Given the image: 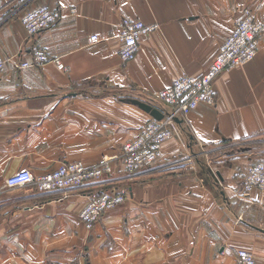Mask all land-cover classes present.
<instances>
[{"label": "crops", "instance_id": "crops-1", "mask_svg": "<svg viewBox=\"0 0 264 264\" xmlns=\"http://www.w3.org/2000/svg\"><path fill=\"white\" fill-rule=\"evenodd\" d=\"M63 1L76 13L28 40L20 17L58 0H0L1 54L24 61L34 43L49 56L8 64L0 83V264H234L238 249L264 264V193L252 203L236 178L264 150V36L253 60L214 79L215 103L184 117L154 165L131 173L115 162L67 190L4 187L23 167L37 176L117 154L152 118L127 99L168 112L154 93L204 73L243 8L264 19V0ZM125 17L156 25L127 61L117 53ZM112 189L127 199L87 229L79 212Z\"/></svg>", "mask_w": 264, "mask_h": 264}, {"label": "built area", "instance_id": "built-area-1", "mask_svg": "<svg viewBox=\"0 0 264 264\" xmlns=\"http://www.w3.org/2000/svg\"><path fill=\"white\" fill-rule=\"evenodd\" d=\"M75 14L74 7H67L63 0H58L56 6L40 4L27 10L20 21L26 29L28 40L32 39L63 17V10ZM118 38L121 47L118 55L121 60H131L136 56L140 41L156 28L155 24H145L139 19L122 18ZM264 36V19H257L251 8L242 9L238 21L225 40L218 46L216 55L211 60L209 68L202 74L193 76L182 73L172 80V83L154 93V96L166 105L169 110L161 119L151 118L141 126L139 133L125 141L117 154L104 155L95 165H86L82 161H66L58 168L41 175H33L23 167L11 174L4 182V187H17L31 184L40 192H52L78 188L83 183L99 179L105 174H111L112 164L119 163L125 171L137 173L143 168L152 166L163 155L162 149L166 140L178 134L184 117L199 104L212 106L216 100L213 84L214 79L223 71L238 68L253 60L258 52V46ZM92 41L100 40L93 35ZM30 59L14 61L0 52V83L8 64L15 69L41 66L48 62L47 50L38 44L30 49ZM53 61L61 67L58 58ZM240 182V192L252 203H259L264 193V160L256 161L236 172ZM127 196L114 189L101 191L92 195L86 201L78 218L87 229H91L101 218L100 216L112 208L122 204ZM234 264H258L252 252L238 249Z\"/></svg>", "mask_w": 264, "mask_h": 264}, {"label": "water", "instance_id": "water-1", "mask_svg": "<svg viewBox=\"0 0 264 264\" xmlns=\"http://www.w3.org/2000/svg\"><path fill=\"white\" fill-rule=\"evenodd\" d=\"M127 101L141 108L144 112L149 113L152 118L161 119L164 116V114L161 111H159L156 107L154 106L152 107L150 104L140 99L129 98L127 99Z\"/></svg>", "mask_w": 264, "mask_h": 264}, {"label": "rangeland", "instance_id": "rangeland-1", "mask_svg": "<svg viewBox=\"0 0 264 264\" xmlns=\"http://www.w3.org/2000/svg\"><path fill=\"white\" fill-rule=\"evenodd\" d=\"M124 96V95H123ZM122 97V96H121ZM257 160L259 161V160H264L263 158H264V150L263 149H261V148H258L257 149Z\"/></svg>", "mask_w": 264, "mask_h": 264}]
</instances>
